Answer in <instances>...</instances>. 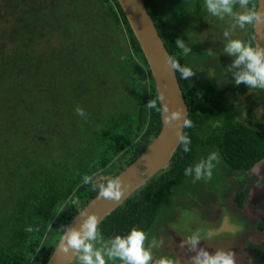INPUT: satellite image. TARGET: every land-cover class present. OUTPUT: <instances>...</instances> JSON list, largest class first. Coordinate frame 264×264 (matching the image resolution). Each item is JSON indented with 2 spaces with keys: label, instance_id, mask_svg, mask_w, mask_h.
I'll return each mask as SVG.
<instances>
[{
  "label": "trees",
  "instance_id": "obj_1",
  "mask_svg": "<svg viewBox=\"0 0 264 264\" xmlns=\"http://www.w3.org/2000/svg\"><path fill=\"white\" fill-rule=\"evenodd\" d=\"M142 1L171 59L191 67L188 55L175 47L182 36L168 24L158 1ZM256 1L249 0L253 10ZM247 26L245 41L254 46L252 25ZM52 69L70 73L58 82ZM89 69L90 86H80ZM109 72L117 77L120 100L107 105L96 88L103 83L100 75ZM175 73L191 121L182 134L190 140L189 150L180 143L168 168L98 224L104 239L126 235L133 227L145 234L151 230L168 197L190 182L184 170L201 156L207 125L214 126L209 145L219 151L227 171L248 170L264 158V145L232 120L217 132L221 113L214 98L206 99L197 80ZM64 87L79 97L90 90L83 117L65 118L52 97ZM42 96L50 98L45 108L38 105ZM149 100L160 107L117 0H0V264H46L65 228L98 193L82 178L116 177L157 136L160 112L146 108Z\"/></svg>",
  "mask_w": 264,
  "mask_h": 264
},
{
  "label": "rangeland",
  "instance_id": "obj_2",
  "mask_svg": "<svg viewBox=\"0 0 264 264\" xmlns=\"http://www.w3.org/2000/svg\"><path fill=\"white\" fill-rule=\"evenodd\" d=\"M157 1L168 24L173 29L179 31L180 33H184L183 35L187 36L183 39V41L190 47V52L187 55L191 64L202 63L205 60L206 53L205 51H202L201 48L203 45L205 48L213 47L216 40H222V37V43L225 44L227 41L225 40V36L222 35L225 31L229 33V36L227 37L228 39L241 37L240 33L243 31L242 29H231V26L234 23L232 19H230L231 22H226L224 25L222 22L217 23L220 18L211 16L204 10V0ZM234 11L241 12L245 10L240 9L237 4L234 6ZM225 15L223 16V19L231 18L229 16L226 17ZM9 22L11 23L10 20ZM56 65H53V67ZM191 67H193V65H191ZM197 70L198 69L194 70V74H196ZM52 71L57 77L58 82H62L64 80V74L70 73L69 71L56 69H52ZM86 74L89 76H84L83 81L79 83L80 86L84 83L90 86V69L86 71ZM100 77H102L103 83H99L100 87L96 88V96L103 101H109L106 102L107 105H109L111 99L119 101V96L115 94L119 88L115 85L117 80L115 72L101 74ZM122 90L125 92L127 89L123 87ZM52 97L57 101L62 113L67 119L77 115L75 112L77 107L82 108L83 111L85 110L86 104L90 101V90L85 97H79L78 93H74L72 91L69 92V87H64L55 92ZM29 98L30 105L34 106V100L32 97ZM46 98L50 100V98L46 96H42L41 99L39 97L40 102H38V105L40 103L41 106H43L42 108H45V105L49 103ZM34 110L40 113L42 109L36 108ZM207 155V152L202 149V153L198 161L207 160ZM209 163L211 165L209 170L210 175L202 174L199 180L195 179L193 175H190V182L181 187V189L174 191L168 197V200L164 203L163 208L160 210L153 227L145 234V247H148L153 240L157 241V246L151 248L152 260L150 261V264H159V261L162 258L171 260L173 253L176 257V259L173 258V260H171L173 264H192V258L191 256H188L184 245L188 247L187 237L196 230H200L202 233V238L198 244L213 246L215 249L218 245L223 246L225 242H230V245L223 248V250H229V248L232 247V243L237 245L240 243L239 241H243L240 230L234 223L232 224L230 220H227V218L229 219L228 215L227 218L225 216L226 214L218 216L217 213L216 215L215 210L211 209L212 206L208 204V202H205L207 199L210 200L211 197H213L215 204H218L217 201L220 199L222 204H229L233 201V194H231V192L234 193L228 189L223 196L221 195V191L225 187L224 176L218 173L215 162L209 161ZM226 173L228 174V180L230 181L235 177V173H231L229 171ZM229 175H231L230 178ZM94 179L103 180L106 179V177L98 176L94 177ZM233 184L234 183H232L231 186H233ZM234 187L235 186H233V188ZM75 201L76 200L74 199L73 202ZM207 211H210L212 216L205 213ZM215 216L217 217L216 220H214ZM172 233L173 235L175 234L174 237ZM177 236L178 239L180 238L182 240L181 243L177 240ZM106 240L107 239H104L99 235L100 242L95 246L99 248L101 243ZM159 241H162V243L159 244ZM237 247L240 250L241 246L237 245ZM171 250H173V253H171ZM79 256L80 253L78 252L72 262L73 264H81ZM105 259L106 264H122V262L118 259L111 261H108L107 258Z\"/></svg>",
  "mask_w": 264,
  "mask_h": 264
},
{
  "label": "clouds",
  "instance_id": "obj_3",
  "mask_svg": "<svg viewBox=\"0 0 264 264\" xmlns=\"http://www.w3.org/2000/svg\"><path fill=\"white\" fill-rule=\"evenodd\" d=\"M238 4L240 9L245 11L236 12L234 6ZM204 10L211 16L223 18L226 14L234 21L233 28L244 29L246 25H252L255 22L264 21V13L259 10H253L249 7V0H204ZM225 37L229 33H223ZM175 47L181 50L182 55L190 52V47L179 37L175 40ZM223 52L233 57L231 66L227 69L232 75V82L235 85L243 83L251 90H259L264 92V48L254 47L250 43L241 38H230L223 47ZM212 53L209 51V55ZM170 68L174 72H178L180 78L188 80L192 77L193 67L185 66L177 62L175 59L169 58ZM146 108L154 109L161 112L166 121L177 120L180 117L178 110H168L166 105L157 107L155 100H149ZM77 115L83 117L85 115L82 108L75 109ZM264 115V108L257 107L254 111V118L260 119ZM181 126L184 128L191 127V121L183 118ZM178 140L183 145V151L187 152L190 140L187 136L178 134ZM215 158L210 155L207 160L198 161L192 167L184 170V175H193L199 180L201 175H210L209 161ZM83 183L92 184L98 191L99 196L105 199L118 200L123 191L121 181L118 177H112L107 180H96L91 175H85L82 178ZM98 221L94 214L86 215L80 222L78 227L65 228L62 236V243L59 245L60 250L67 252L72 249L80 253L79 260L81 264H106L108 261L118 259L122 264H150L152 260L151 248L157 246V241L153 240L148 247H145V233L143 230L133 227L130 228L126 235H114L101 243L97 248L95 245L99 243ZM31 231V229H28ZM202 238L200 230H196L188 235L187 245L190 250H195L192 258V264H234L233 252L231 250H217L209 253L205 248H196L198 242ZM162 241H159V244ZM159 264H173L171 260L162 258Z\"/></svg>",
  "mask_w": 264,
  "mask_h": 264
},
{
  "label": "flooded vegetation",
  "instance_id": "obj_4",
  "mask_svg": "<svg viewBox=\"0 0 264 264\" xmlns=\"http://www.w3.org/2000/svg\"><path fill=\"white\" fill-rule=\"evenodd\" d=\"M225 16L227 17V15ZM230 19L231 18H220L217 23L222 22L224 25L226 22H231ZM232 28L231 26V29ZM242 30L240 38L246 40L249 36L248 26L246 25ZM183 34L184 33H180L182 40L187 37ZM222 40H216L213 47L205 48L204 45L201 47L202 51L206 53V58L202 63L191 64L193 65V72L198 69L191 79L194 82L197 80L200 86L205 89L204 96L208 101V96L211 94L214 98V105L220 109L221 115L215 126L217 132L221 133L224 130L225 126H223V122L232 120V123L235 125L239 124L243 129L250 130L252 134L255 135V140L264 145V115H262L260 119L254 118L255 109L257 107L264 108V92L259 90L250 91L243 83L235 85L232 82V75L227 69L231 66L233 57L223 52L225 44L222 43ZM225 40L227 41L228 38L225 37ZM209 51L212 53L211 55H209ZM209 124H212V122H209ZM213 128V125H207L205 134L208 135L211 133L210 130ZM207 135L204 136L205 141L203 150L207 152V157L210 155L215 156L211 161L215 162L218 173L223 175L225 179V187L221 191V195L223 196L228 189L234 193L231 192V194H233V201L229 204H222L221 199L217 201L218 204H215L214 198L211 196V201L207 199L205 202H208V204L212 206L211 209L215 210L216 215L217 213L218 216L226 214V218L228 215L229 219L227 218V220H230L232 224L234 223L241 232L240 234L243 241H239L240 243H238L237 239V245L241 246L240 250L234 243H232V247L229 248V250L233 252L234 264H264V200L254 202L253 199H249L251 187L257 183L260 185L264 183L262 170L264 163H261L264 158H260L248 170L231 172L235 173V177L230 181L226 173L227 170L223 167L222 158L218 154L219 151L214 145L215 148L210 147L209 142H212V140L209 139V137L211 135L209 137H207ZM230 177L231 175H229V178ZM232 183H234V188L231 186ZM240 193H242L243 196L241 202L238 198ZM205 213L212 216L210 211ZM216 218L215 216L214 220H216ZM174 236L175 234L173 237ZM177 240H179L180 243L182 242L180 238L178 239V236ZM228 245H230V242H225L223 246L218 245L215 249L213 246L197 244L196 248L199 249L203 247L211 254L217 250H223V248ZM184 248L189 257L195 255V250L189 251L190 249L185 245ZM171 251V253H173V250ZM224 251H228V249H224ZM172 255L171 260H173V258L176 259L174 253Z\"/></svg>",
  "mask_w": 264,
  "mask_h": 264
},
{
  "label": "water",
  "instance_id": "obj_5",
  "mask_svg": "<svg viewBox=\"0 0 264 264\" xmlns=\"http://www.w3.org/2000/svg\"><path fill=\"white\" fill-rule=\"evenodd\" d=\"M131 31L137 40L153 78L157 100L166 105L168 110H178L177 120L166 121L160 112L161 128L141 154L126 166L116 177L121 181L123 189L118 200L105 199L97 193L80 212L71 220L66 228L78 227L81 220L88 214H94L98 224L114 209L131 196L149 178L170 165L171 159L180 142L178 134H183L181 121L187 117V106L177 80L176 73L170 68L171 58L159 36L155 25L142 0H117ZM264 13V0L256 1V9ZM254 47L264 48V21L252 24ZM264 163V160L261 161ZM256 170V169H255ZM254 170V171H255ZM264 175V167L262 168ZM254 202L264 200V183L254 184L250 190V198ZM98 226V225H97ZM64 234V232H63ZM62 234V236H63ZM62 236L54 247L46 264H72L78 252L69 249L60 250Z\"/></svg>",
  "mask_w": 264,
  "mask_h": 264
}]
</instances>
